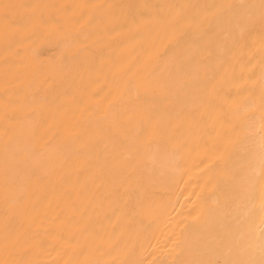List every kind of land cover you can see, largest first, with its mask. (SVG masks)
Listing matches in <instances>:
<instances>
[{"label": "bare ground", "instance_id": "bare-ground-1", "mask_svg": "<svg viewBox=\"0 0 264 264\" xmlns=\"http://www.w3.org/2000/svg\"><path fill=\"white\" fill-rule=\"evenodd\" d=\"M0 264H264V0H0Z\"/></svg>", "mask_w": 264, "mask_h": 264}]
</instances>
